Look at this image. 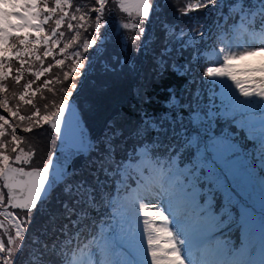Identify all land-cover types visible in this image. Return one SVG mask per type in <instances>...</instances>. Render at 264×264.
I'll list each match as a JSON object with an SVG mask.
<instances>
[{"label": "trees", "instance_id": "1", "mask_svg": "<svg viewBox=\"0 0 264 264\" xmlns=\"http://www.w3.org/2000/svg\"><path fill=\"white\" fill-rule=\"evenodd\" d=\"M33 1L34 15L46 16L44 34L54 33L48 43L39 44L10 34L1 48L0 118L5 113L9 122L0 128V170L6 161L24 167L45 163L56 137L47 123L31 121L32 113L53 112L69 91L93 143L85 155L72 159L69 174L32 209L8 208L18 220V226L10 222L9 232L17 236L7 239L1 233L0 264H72L71 255L88 232L110 219L118 199H128L134 184L140 186L131 174L133 159L140 158L133 154L137 141L153 138L141 160L164 164L167 152L169 165L183 168L186 196L200 201L204 177L187 150L200 145L209 151L211 138L224 162L241 158L264 179V147L246 132L231 100L220 101L235 84L221 90L222 75L230 70L213 67L214 90L202 73L209 71L208 50L218 48L228 2L237 0H148L147 15L138 16L123 11L117 0ZM81 11L89 21L76 23ZM117 19L134 26L123 29L122 36L114 29ZM259 59L264 56H255V65ZM160 136L164 145L157 141ZM173 148L182 149L178 162ZM0 195L1 205L6 199L1 180Z\"/></svg>", "mask_w": 264, "mask_h": 264}, {"label": "water", "instance_id": "2", "mask_svg": "<svg viewBox=\"0 0 264 264\" xmlns=\"http://www.w3.org/2000/svg\"><path fill=\"white\" fill-rule=\"evenodd\" d=\"M48 124L56 134L57 145L43 166L23 168L6 164L2 168L0 177L7 195L5 207L32 209L68 174L72 157L85 154L90 148L92 141L72 98L63 102Z\"/></svg>", "mask_w": 264, "mask_h": 264}, {"label": "rangeland", "instance_id": "3", "mask_svg": "<svg viewBox=\"0 0 264 264\" xmlns=\"http://www.w3.org/2000/svg\"><path fill=\"white\" fill-rule=\"evenodd\" d=\"M116 2H118L119 6L122 9L132 13L133 15H139V14L147 15V10H148V6H149L148 0H117ZM34 5H35V2L33 0H0V48L6 42L7 35L10 32L15 33V32H19V31H25V34L23 35L24 39H31L35 43L40 42V41L46 42V43L49 42V41H47V37L49 35L48 36L42 35V23L45 21L46 16L45 17H38V16L34 15V11H33ZM18 7H21L22 11H20L18 9ZM3 8L14 9L15 12L13 13V15L11 17H9L4 12ZM88 11H90V7L88 8ZM34 17L39 18L38 23H33L32 18H34ZM76 20H77L76 23H84L85 21H89L88 16L86 15V12H84V11L83 12L81 11V13L78 14ZM117 20L118 21L116 22L114 29L116 28V30L122 36H123V29L132 28L134 26L133 24H131L132 21L130 22V21H124V20H120V19H117ZM28 33H29V35H28ZM98 43L99 42H96L95 44L98 45ZM77 60H78V58L76 59V61ZM72 68L75 69L76 65H74ZM68 74H69V71L64 72V75H68ZM64 77H67V76H64ZM75 89L77 90V87ZM73 93H74L73 91L72 92L69 91V92H67V94H64L66 97L65 100L68 98H72L73 100H76L75 95ZM63 102L62 103H60V102L55 103L54 107H53V110L54 109L55 110L54 111L52 110L53 112L45 113V114H38V115L35 113L36 111L33 112L32 113L33 117H31L32 118L31 121H36L37 123L43 122V123L48 124V120L50 119V117H52L53 114L61 107ZM11 111H13V109ZM11 114H14V113L11 112ZM8 122H9V117L4 113L3 118L0 120V128L4 124H7ZM48 126H49V124H48ZM51 130H52V128H51ZM10 138L14 139V136L11 135ZM14 141H16V140L14 139ZM210 147H211V150L213 152H215V146L213 145V143H210ZM239 163H240L239 161H233L229 165V169L234 173L237 172ZM32 167H36V166H32ZM120 198L122 200H124L125 196H121ZM2 199H3V197H2V195H0V203H1ZM147 199H149L148 196H147ZM257 204L262 205V201L258 200ZM147 208L149 211V213H147V214L153 220L154 229L160 235L158 241L161 243V245H163L166 248V252L168 253V248H169L168 242L166 240L165 235L163 234L162 224L158 220L157 212L152 206H147ZM13 214H15V213L13 211H11L10 209H8L7 207H4V204L0 205V244L1 245H2V234H1L2 232H5V238L7 237V239H10L11 236L16 235V233H14V234L11 233V235H10V232H9V229H10L9 226L11 225L10 222L12 224H15L16 226H18V220L15 218V216H13ZM25 216H26V214H25ZM204 234L205 233H201V238L203 237ZM15 240H17V237L15 238ZM187 240L189 242L192 241L189 238H187ZM254 242H255V235H254L253 231L249 229L247 231V249L248 250H250V248H252ZM88 244L89 243H85L79 249V255L78 256L81 259L84 255V253L89 248Z\"/></svg>", "mask_w": 264, "mask_h": 264}, {"label": "bare ground", "instance_id": "4", "mask_svg": "<svg viewBox=\"0 0 264 264\" xmlns=\"http://www.w3.org/2000/svg\"><path fill=\"white\" fill-rule=\"evenodd\" d=\"M173 257H174L175 259H177L175 255H173Z\"/></svg>", "mask_w": 264, "mask_h": 264}]
</instances>
